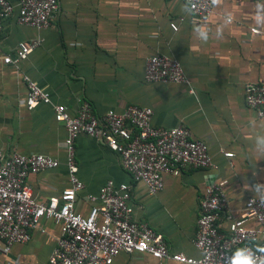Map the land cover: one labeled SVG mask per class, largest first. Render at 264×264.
<instances>
[{"label":"crops","instance_id":"crops-1","mask_svg":"<svg viewBox=\"0 0 264 264\" xmlns=\"http://www.w3.org/2000/svg\"><path fill=\"white\" fill-rule=\"evenodd\" d=\"M57 2L58 9L44 30L17 24L15 12L1 28L0 152L56 159V168L27 176L33 199L44 202L66 186L64 128L53 120L50 105L25 109L21 73L47 92L51 104L62 105L71 114L82 102L96 116L137 105L151 109L154 127L185 125L193 139L207 145L215 168L184 169L176 177L164 176L163 188L154 195L130 182L117 155L101 141L78 134L74 157L83 190L75 210L85 214L84 196L97 194L107 180L129 185L132 219L161 234L170 253L198 258L192 240L197 204L206 186L226 183L228 205L218 220L221 233L227 231V216L241 211L245 197L264 200V191L254 190L264 185V151L254 148L256 138L264 137V118H256L242 99L245 83H264V11L257 9L264 0L212 3L205 21L194 19L176 0ZM175 19L181 21L172 32L168 23ZM251 28L257 33H251ZM203 32L207 42L199 38ZM34 38L41 39L40 46L25 60L16 67L2 63L18 42ZM153 54L175 58L187 83H142L145 59ZM222 151L232 152L233 157L224 158ZM57 236V228L42 220L28 242L15 244L8 253L0 244V264H44ZM254 246L264 249L261 241ZM112 264L174 263L118 253Z\"/></svg>","mask_w":264,"mask_h":264},{"label":"built area","instance_id":"built-area-1","mask_svg":"<svg viewBox=\"0 0 264 264\" xmlns=\"http://www.w3.org/2000/svg\"><path fill=\"white\" fill-rule=\"evenodd\" d=\"M176 1L198 21H205L212 12V0ZM57 9V0H16L15 4L0 0V31L14 12L17 24L44 30ZM180 21L175 19L168 23L172 32L177 31ZM249 31L257 33L254 28ZM40 43V38L18 42L12 55L4 56L2 63L16 67ZM19 77L25 87V109L50 105L53 120L64 128L66 186L44 202L33 199L25 182L27 176L56 168V159L40 154L0 152V244L4 253L15 244L28 242L30 233L46 220L57 228L58 236L44 264H112L118 253L148 255L174 264H231L233 254L242 248L250 249L257 256L264 255V249L257 252L254 246L258 241L264 243L263 199L245 197L241 211L227 216L226 233L218 231V220L228 205L225 181L206 186L198 201L192 240L193 247L200 253L198 258L170 253L161 234L146 223L132 219L129 185H114L107 180L97 194L84 196L88 206L86 213L77 212L75 203L83 190L74 157L78 134L99 140L114 152L130 182L143 185L148 195L163 188L164 176L176 177L184 169H214L207 145L193 139L183 124L172 128L152 126V111L147 107L127 105L117 113L105 111L96 116L89 105L82 102L71 114L64 106L51 104L47 92L26 74L21 73ZM142 83L165 85L186 84L187 81L175 58L153 54L145 59ZM242 99L256 118H264V83H245ZM221 153L226 159L233 157L230 151ZM251 252L237 254L243 257Z\"/></svg>","mask_w":264,"mask_h":264},{"label":"clouds","instance_id":"clouds-1","mask_svg":"<svg viewBox=\"0 0 264 264\" xmlns=\"http://www.w3.org/2000/svg\"><path fill=\"white\" fill-rule=\"evenodd\" d=\"M220 2L221 0H212L213 4H219ZM257 9L258 11H264V5H257ZM199 38L202 42H207V32L201 33ZM262 145H264V137H257L254 144L255 150L264 151V149L261 147ZM254 190L257 192L264 191V185H256ZM261 202L264 203V200H261ZM241 251L251 252V250L247 248L237 249V251L232 256L231 264H264V255L257 256L254 252H251L250 255L241 257L237 254ZM256 251L258 252L259 248H257Z\"/></svg>","mask_w":264,"mask_h":264}]
</instances>
